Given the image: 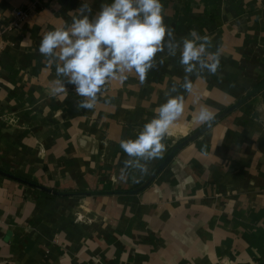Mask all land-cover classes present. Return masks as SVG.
<instances>
[{
    "label": "crops",
    "instance_id": "0c3cea01",
    "mask_svg": "<svg viewBox=\"0 0 264 264\" xmlns=\"http://www.w3.org/2000/svg\"><path fill=\"white\" fill-rule=\"evenodd\" d=\"M110 2L0 0V24L30 9L0 49V264H264V0H162L177 40L192 29L211 38L217 73L193 74L185 92L179 53L165 50L144 84L134 73L109 81L78 109L71 84L49 95L57 77L40 41L82 3L95 15ZM173 83L184 113L164 152L122 173L120 141ZM201 105L215 120L189 130Z\"/></svg>",
    "mask_w": 264,
    "mask_h": 264
},
{
    "label": "clouds",
    "instance_id": "9594fccd",
    "mask_svg": "<svg viewBox=\"0 0 264 264\" xmlns=\"http://www.w3.org/2000/svg\"><path fill=\"white\" fill-rule=\"evenodd\" d=\"M73 13L70 24L42 36L39 53L49 67H55L57 79L52 81L49 95H66V85L71 84L81 98L76 102L78 109H93L109 81L123 83L134 73L144 84L149 71L158 66L157 54L165 50L170 57L179 53V64L185 73L179 88L185 92L192 91L193 74L206 70L215 75L218 71L219 56L208 51L211 38L192 29L177 40L175 29L164 21L162 0H111L101 4L95 15L89 3H82ZM163 63L160 59L159 64ZM179 88L173 83L165 93L166 101L135 139L120 141V148L128 157L122 173L128 168L146 172L147 162L162 155L170 127L184 113L185 98L178 94ZM214 120L215 113L201 105L191 117L189 130L196 124L210 126Z\"/></svg>",
    "mask_w": 264,
    "mask_h": 264
},
{
    "label": "built area",
    "instance_id": "2783aa9c",
    "mask_svg": "<svg viewBox=\"0 0 264 264\" xmlns=\"http://www.w3.org/2000/svg\"><path fill=\"white\" fill-rule=\"evenodd\" d=\"M30 16V9L21 8L14 12L11 18L0 24V49H5V41L14 31L22 29Z\"/></svg>",
    "mask_w": 264,
    "mask_h": 264
},
{
    "label": "water",
    "instance_id": "95a60500",
    "mask_svg": "<svg viewBox=\"0 0 264 264\" xmlns=\"http://www.w3.org/2000/svg\"><path fill=\"white\" fill-rule=\"evenodd\" d=\"M173 156H174V154H171V155L168 157V159H167V162H166V163H168V161H170V160L173 158ZM166 163H165V164H163V166H162L161 168H163V167L166 165Z\"/></svg>",
    "mask_w": 264,
    "mask_h": 264
},
{
    "label": "rangeland",
    "instance_id": "374dc122",
    "mask_svg": "<svg viewBox=\"0 0 264 264\" xmlns=\"http://www.w3.org/2000/svg\"><path fill=\"white\" fill-rule=\"evenodd\" d=\"M106 88L109 89V87H106ZM172 132H174V131L172 130ZM160 172H161V171H160ZM160 172H157V175H158ZM157 175H156V176H157Z\"/></svg>",
    "mask_w": 264,
    "mask_h": 264
}]
</instances>
